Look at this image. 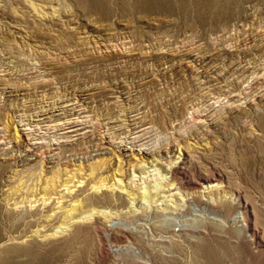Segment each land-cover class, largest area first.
I'll use <instances>...</instances> for the list:
<instances>
[{"label": "rangeland", "instance_id": "1", "mask_svg": "<svg viewBox=\"0 0 264 264\" xmlns=\"http://www.w3.org/2000/svg\"><path fill=\"white\" fill-rule=\"evenodd\" d=\"M0 264H264V0H0Z\"/></svg>", "mask_w": 264, "mask_h": 264}, {"label": "bare ground", "instance_id": "2", "mask_svg": "<svg viewBox=\"0 0 264 264\" xmlns=\"http://www.w3.org/2000/svg\"><path fill=\"white\" fill-rule=\"evenodd\" d=\"M207 185V189H214L215 187H217L218 184H216V181H207L206 182ZM17 205V204H16ZM103 212V211H102ZM96 213V212H95ZM94 215V214H93ZM107 216V215H106ZM236 217V216H235ZM57 230V229H56ZM58 231V230H57Z\"/></svg>", "mask_w": 264, "mask_h": 264}]
</instances>
